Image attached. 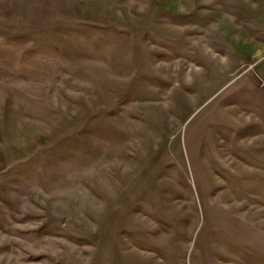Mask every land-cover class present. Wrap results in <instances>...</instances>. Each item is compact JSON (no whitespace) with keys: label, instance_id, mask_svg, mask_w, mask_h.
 Listing matches in <instances>:
<instances>
[{"label":"rangeland","instance_id":"1","mask_svg":"<svg viewBox=\"0 0 264 264\" xmlns=\"http://www.w3.org/2000/svg\"><path fill=\"white\" fill-rule=\"evenodd\" d=\"M264 0H0V264H264Z\"/></svg>","mask_w":264,"mask_h":264},{"label":"crops","instance_id":"2","mask_svg":"<svg viewBox=\"0 0 264 264\" xmlns=\"http://www.w3.org/2000/svg\"><path fill=\"white\" fill-rule=\"evenodd\" d=\"M245 82L247 83L246 87L254 90L258 94L259 99L264 102V87L253 77L247 78Z\"/></svg>","mask_w":264,"mask_h":264}]
</instances>
